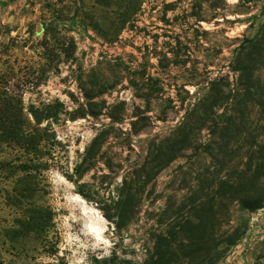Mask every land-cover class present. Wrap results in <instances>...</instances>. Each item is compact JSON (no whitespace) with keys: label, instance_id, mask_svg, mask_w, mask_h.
<instances>
[{"label":"rangeland","instance_id":"rangeland-1","mask_svg":"<svg viewBox=\"0 0 264 264\" xmlns=\"http://www.w3.org/2000/svg\"><path fill=\"white\" fill-rule=\"evenodd\" d=\"M19 1L0 0V105L29 134L0 131V264H147L160 234L167 261L198 264L245 221L216 264H264V207L241 213L220 183L264 167V59L235 70L264 0ZM220 77L253 85L226 115ZM196 212L211 235L183 255L170 231Z\"/></svg>","mask_w":264,"mask_h":264},{"label":"trees","instance_id":"trees-1","mask_svg":"<svg viewBox=\"0 0 264 264\" xmlns=\"http://www.w3.org/2000/svg\"><path fill=\"white\" fill-rule=\"evenodd\" d=\"M224 3H226L225 0H222ZM247 1L245 0H239L238 5L245 4ZM260 34L256 37L254 40H250L249 45L251 46L253 43L258 44L256 51L252 55H247L243 59L242 62L238 65L239 67H235V70L240 72H245L249 69L250 64L253 63V61L256 60H263L264 59V22L261 25ZM249 45L246 43L243 47V49H248ZM248 57V60H247ZM261 69V68H260ZM258 81H261V77H257ZM223 80V77H220L219 79H216L214 82V85H220L217 90H213L211 92V96L213 99L212 107L213 110L215 108H224L226 105V109L224 110L222 115H226L230 112H235L236 107L241 105V102L239 101V97L242 95V90L244 92H247L246 94L251 92L250 84H244L243 81H240V85L237 88H232L230 83L229 84H221V81ZM242 86V87H241ZM244 86V87H243ZM245 105H247L246 102H244ZM232 106V107H229ZM5 107V109H4ZM238 108V107H237ZM0 113H4L6 117L0 118V131L4 134L5 138L10 141V134H12L15 138V143L17 145H22L23 140L25 139V135L29 134L26 133L25 127L23 125H19V123L14 122L13 127L10 126L11 120H10V107L5 104V106L0 105ZM31 114L33 115L36 124L40 125L43 122L42 118H45V120H49L52 118V115H46L45 117L39 116L37 114L36 110H32ZM231 118H235L234 116H231ZM235 120L233 123H230L229 126H226L225 129H230L231 125L235 124ZM12 125V124H11ZM34 128H31L30 131H33ZM223 144L220 145V154H223L225 157V153H223ZM222 150V151H221ZM32 154V153H29ZM31 155H28V160L26 163H33V159L30 158ZM264 158V155H263ZM91 167L90 165H87L86 170H88ZM238 178L234 182H229L227 180L222 179L220 182L222 184L221 190L222 194L226 191L225 189L227 187H230L234 194V201L237 203L238 211L241 213H244L246 211H256L260 208L264 207V167L261 168H247V169H238ZM224 196V195H222ZM123 202V201H122ZM208 203L206 202H195L194 206L195 209H203ZM221 205H224L225 203L220 202ZM216 202L213 203L212 201L209 202V208L212 212H214ZM207 216L201 215L200 213H191L185 220H178L175 222V227L172 231H170L171 237H174L175 240H181V246L180 251L185 255L187 251L192 250L189 255L196 253V248H193V246L197 245L196 240H199V242H204L208 237L211 235L209 231H207ZM188 227H192L195 230V233H193L194 236H197L198 238L190 237L189 236V230ZM178 228V229H177ZM248 229V222L245 221L243 223H239L235 228H233L230 232H224L221 234V240H220V247L215 248V257H212V250L210 248L202 247L200 250L201 253H199V256L201 258L200 263L198 264H216L219 260L224 258L228 250L236 245L238 241L244 236ZM158 242L156 243V254L151 255L149 257L147 264H171L169 261H167L168 255L174 250L172 247L171 239L167 236L165 237L163 234L159 235ZM206 261V262H205ZM205 262V263H203ZM56 264H70L65 261H60ZM177 264V261L175 263Z\"/></svg>","mask_w":264,"mask_h":264},{"label":"crops","instance_id":"crops-1","mask_svg":"<svg viewBox=\"0 0 264 264\" xmlns=\"http://www.w3.org/2000/svg\"><path fill=\"white\" fill-rule=\"evenodd\" d=\"M21 3H23V4L25 5L26 0H20V1H19V4H21ZM24 5H22V6L24 7ZM10 7L13 8V7H16V5H14V6H10ZM63 24L67 25L66 22H64Z\"/></svg>","mask_w":264,"mask_h":264},{"label":"water","instance_id":"water-1","mask_svg":"<svg viewBox=\"0 0 264 264\" xmlns=\"http://www.w3.org/2000/svg\"><path fill=\"white\" fill-rule=\"evenodd\" d=\"M39 28H42L41 26H39Z\"/></svg>","mask_w":264,"mask_h":264}]
</instances>
